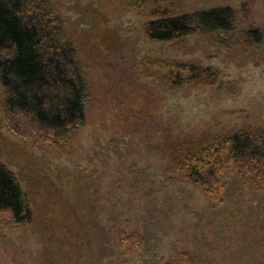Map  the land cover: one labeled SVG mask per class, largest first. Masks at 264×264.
I'll return each mask as SVG.
<instances>
[{"label": "rangeland", "instance_id": "374dc122", "mask_svg": "<svg viewBox=\"0 0 264 264\" xmlns=\"http://www.w3.org/2000/svg\"><path fill=\"white\" fill-rule=\"evenodd\" d=\"M51 1L87 79L86 124L67 153L29 146L6 127L0 86V162L33 211L0 224V264H264L263 189L228 172L217 206L167 170L175 144L264 128V0ZM223 7L230 32L144 34L156 16ZM178 62L206 76L175 87L163 71Z\"/></svg>", "mask_w": 264, "mask_h": 264}, {"label": "trees", "instance_id": "16d2710c", "mask_svg": "<svg viewBox=\"0 0 264 264\" xmlns=\"http://www.w3.org/2000/svg\"><path fill=\"white\" fill-rule=\"evenodd\" d=\"M147 2L152 0H130ZM230 7L156 16L144 26L150 41L171 42L191 35L234 29ZM65 21L51 0H0V86L6 127L25 144L67 153L86 124L87 79L76 48L67 39ZM255 42L258 30L247 32ZM165 80L182 86L206 76L200 68L178 62L164 67ZM167 170L201 190L214 204L227 199L228 172L252 188L264 190V128L217 135L201 144H175ZM33 211L14 174L0 162V224H30ZM136 245L133 234H119Z\"/></svg>", "mask_w": 264, "mask_h": 264}]
</instances>
